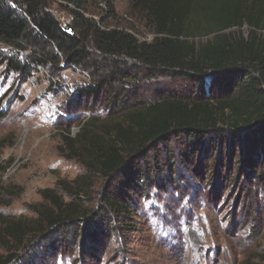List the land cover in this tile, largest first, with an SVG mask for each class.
I'll list each match as a JSON object with an SVG mask.
<instances>
[{"label": "rangeland", "instance_id": "374dc122", "mask_svg": "<svg viewBox=\"0 0 264 264\" xmlns=\"http://www.w3.org/2000/svg\"><path fill=\"white\" fill-rule=\"evenodd\" d=\"M86 2L81 9L85 18L139 42L153 40L151 24L131 8L133 0H112L110 6L107 0ZM49 4L62 26L67 20L73 26L70 10L75 5ZM241 31L246 35L247 28ZM28 54L0 42V228L5 220L36 221L33 207L48 205L41 196L44 190L70 202L62 186L72 187L86 170L62 135L77 139L88 121L98 134L101 126L121 121L124 109L140 103L205 95L203 81H208L114 57L115 70L124 79L112 90L104 87L97 100L79 98L83 89L95 86L88 71L61 62L56 67L30 63L28 77L13 72L9 60L27 66ZM186 141L181 134L169 135L135 158L141 171L151 168L140 187L127 189L129 213L112 217L102 208L105 194L124 180L123 170L111 179L96 175L81 184L90 189L76 202L91 219L64 230L35 232L20 246L8 240L10 251L0 245V256L13 255L8 264H264V177H247L249 169L237 166L238 150L233 153L237 158L229 157L226 145L206 147V141L184 163V152L192 155ZM91 158L85 153V159ZM135 159L128 157L126 166ZM261 168L264 174V163Z\"/></svg>", "mask_w": 264, "mask_h": 264}, {"label": "trees", "instance_id": "16d2710c", "mask_svg": "<svg viewBox=\"0 0 264 264\" xmlns=\"http://www.w3.org/2000/svg\"><path fill=\"white\" fill-rule=\"evenodd\" d=\"M58 1L60 5L76 7L70 10L73 35H68L50 12L49 0H0V42L15 51L29 53L27 66L9 60L13 72L28 77L33 69L30 63L34 67H56L64 62L68 68L90 73L95 86L83 89L79 98L94 100L100 98L104 87L112 90L124 79L123 73L115 70L114 57L127 58L151 70L180 71L200 82L207 78L209 82L203 81L205 95L167 96L124 109L121 121L101 126L98 134L92 132V122L88 121L77 139L62 135L65 145L83 162L86 175L76 179L72 187L63 184L70 202L65 203L53 190H44L41 196L48 205L33 207L36 221H3V249L10 251L6 247L8 240L20 246L35 232L64 230L79 220L91 219L76 202L86 188L90 189L81 184L96 175L111 179L123 170L124 180L117 182L115 191L105 194L102 208L112 217L129 213L127 189L140 187L151 168L141 171L140 160L135 158L169 135L186 138L192 155L184 152V163H189L206 141V147L226 145L229 157L238 150L241 156L237 166L249 169L245 175L253 179L264 177V0H133L131 8L145 14L151 24L150 43L85 18L81 9L87 0ZM111 1L107 0L108 6ZM244 27L246 35L241 31ZM198 38L206 41L196 42ZM221 131H225L224 137L218 138ZM212 135L216 136L213 142ZM165 152H169L168 148ZM85 153L92 158L85 159ZM128 157L135 160L126 166ZM200 160L202 165L204 161ZM13 258L0 256V264H8Z\"/></svg>", "mask_w": 264, "mask_h": 264}, {"label": "water", "instance_id": "95a60500", "mask_svg": "<svg viewBox=\"0 0 264 264\" xmlns=\"http://www.w3.org/2000/svg\"><path fill=\"white\" fill-rule=\"evenodd\" d=\"M64 31L68 34V35H73V29H72V26L70 24V21L67 20L66 23H65V26H64Z\"/></svg>", "mask_w": 264, "mask_h": 264}, {"label": "built area", "instance_id": "2783aa9c", "mask_svg": "<svg viewBox=\"0 0 264 264\" xmlns=\"http://www.w3.org/2000/svg\"><path fill=\"white\" fill-rule=\"evenodd\" d=\"M65 25H63V28H64Z\"/></svg>", "mask_w": 264, "mask_h": 264}]
</instances>
